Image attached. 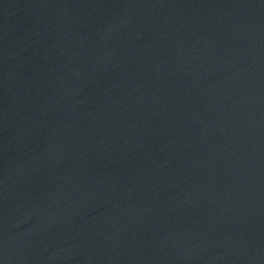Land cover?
I'll return each instance as SVG.
<instances>
[{
  "label": "water",
  "instance_id": "1",
  "mask_svg": "<svg viewBox=\"0 0 264 264\" xmlns=\"http://www.w3.org/2000/svg\"><path fill=\"white\" fill-rule=\"evenodd\" d=\"M0 264H264V0H0Z\"/></svg>",
  "mask_w": 264,
  "mask_h": 264
}]
</instances>
